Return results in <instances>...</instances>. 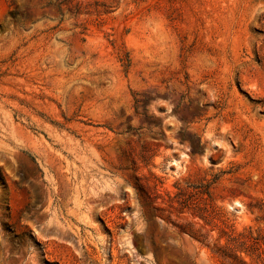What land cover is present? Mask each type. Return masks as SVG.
Here are the masks:
<instances>
[{
    "label": "rangeland",
    "instance_id": "obj_1",
    "mask_svg": "<svg viewBox=\"0 0 264 264\" xmlns=\"http://www.w3.org/2000/svg\"><path fill=\"white\" fill-rule=\"evenodd\" d=\"M0 264H264V0H0Z\"/></svg>",
    "mask_w": 264,
    "mask_h": 264
}]
</instances>
